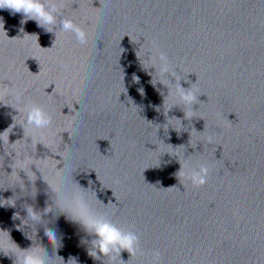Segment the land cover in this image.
<instances>
[{
  "label": "water",
  "instance_id": "obj_1",
  "mask_svg": "<svg viewBox=\"0 0 264 264\" xmlns=\"http://www.w3.org/2000/svg\"><path fill=\"white\" fill-rule=\"evenodd\" d=\"M39 2L0 10V264H264V0Z\"/></svg>",
  "mask_w": 264,
  "mask_h": 264
},
{
  "label": "clouds",
  "instance_id": "obj_2",
  "mask_svg": "<svg viewBox=\"0 0 264 264\" xmlns=\"http://www.w3.org/2000/svg\"><path fill=\"white\" fill-rule=\"evenodd\" d=\"M0 10H9L13 14H22L23 17H30L32 14L39 17L43 22L51 25L55 22L53 15L46 12L44 7L40 4L39 0H0ZM25 21L22 19L21 23ZM63 27L65 30L73 29L76 32L77 38L81 45L85 42V32L73 25L71 21H64ZM0 30H3V23L0 22ZM4 93L0 90V96L3 97ZM183 99L189 103L194 102L196 96L193 91L184 94ZM190 116V113H187ZM28 123L35 124L37 128H48L53 125V118L51 116H45L44 112L40 108H33L28 115ZM7 139V134H0V141ZM211 141L209 140V143ZM210 169L208 166L201 168V174H198L192 178L194 187H203L207 183ZM180 178H185L183 172L179 174ZM84 227L91 229L94 235L99 239L100 246L99 251L101 254L107 255L110 252V246L117 250H125L131 253L133 251L134 237L131 235L123 236L121 232L110 223L97 222L87 219L86 209L82 201L77 198L73 205ZM47 238L50 243H54L56 239L55 232L49 231ZM22 264H40V261L35 256H27L23 259Z\"/></svg>",
  "mask_w": 264,
  "mask_h": 264
}]
</instances>
